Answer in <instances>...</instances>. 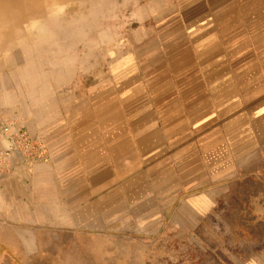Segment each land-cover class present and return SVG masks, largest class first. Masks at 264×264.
Masks as SVG:
<instances>
[{
    "label": "crops",
    "instance_id": "crops-1",
    "mask_svg": "<svg viewBox=\"0 0 264 264\" xmlns=\"http://www.w3.org/2000/svg\"><path fill=\"white\" fill-rule=\"evenodd\" d=\"M1 17L0 117L44 151L0 177V264H264V0L151 1L90 45Z\"/></svg>",
    "mask_w": 264,
    "mask_h": 264
},
{
    "label": "rangeland",
    "instance_id": "rangeland-1",
    "mask_svg": "<svg viewBox=\"0 0 264 264\" xmlns=\"http://www.w3.org/2000/svg\"><path fill=\"white\" fill-rule=\"evenodd\" d=\"M151 1L155 4V0H0V12L4 14L0 16L4 21L7 17L10 21L18 17L21 27L25 29L32 23L38 28V25H43L46 21L52 31H66L69 37L73 36L69 38L71 41L82 40L90 45L93 35L99 34L100 41L103 42L108 34L120 35L130 27L137 28L138 22L134 19L147 16ZM171 252L168 247H149V255L156 253L163 256V260L148 264H252L249 259L256 256L248 254L241 259H236L235 256L228 259L218 247L206 245L200 240L190 246L187 240L183 242L179 255H170ZM167 255L172 256L174 261Z\"/></svg>",
    "mask_w": 264,
    "mask_h": 264
},
{
    "label": "built area",
    "instance_id": "built-area-1",
    "mask_svg": "<svg viewBox=\"0 0 264 264\" xmlns=\"http://www.w3.org/2000/svg\"><path fill=\"white\" fill-rule=\"evenodd\" d=\"M43 145L33 139L25 126H18L0 117V177L10 172L15 155L29 161L42 156Z\"/></svg>",
    "mask_w": 264,
    "mask_h": 264
},
{
    "label": "bare ground",
    "instance_id": "bare-ground-1",
    "mask_svg": "<svg viewBox=\"0 0 264 264\" xmlns=\"http://www.w3.org/2000/svg\"><path fill=\"white\" fill-rule=\"evenodd\" d=\"M2 13L0 12V15H1ZM2 15H4V14H2ZM2 18V17H1ZM12 19V18H11Z\"/></svg>",
    "mask_w": 264,
    "mask_h": 264
}]
</instances>
